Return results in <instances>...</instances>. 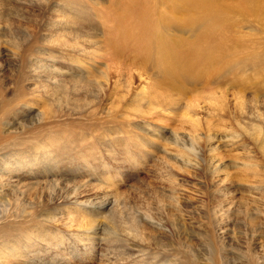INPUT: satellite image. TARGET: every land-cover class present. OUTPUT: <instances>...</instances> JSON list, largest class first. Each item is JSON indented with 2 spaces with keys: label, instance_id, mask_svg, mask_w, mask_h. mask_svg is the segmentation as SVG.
I'll return each mask as SVG.
<instances>
[{
  "label": "rangeland",
  "instance_id": "374dc122",
  "mask_svg": "<svg viewBox=\"0 0 264 264\" xmlns=\"http://www.w3.org/2000/svg\"><path fill=\"white\" fill-rule=\"evenodd\" d=\"M207 1L211 14L193 0H27L16 20L4 10L0 212L18 213L22 198L40 231L14 264L263 252L264 0ZM95 78L93 97L75 85ZM28 86L32 107L19 103ZM129 216L145 240L118 226ZM21 221L0 222V238Z\"/></svg>",
  "mask_w": 264,
  "mask_h": 264
},
{
  "label": "bare ground",
  "instance_id": "6f19581e",
  "mask_svg": "<svg viewBox=\"0 0 264 264\" xmlns=\"http://www.w3.org/2000/svg\"><path fill=\"white\" fill-rule=\"evenodd\" d=\"M40 1H42V0H40ZM46 1H48V0H44V2H46ZM211 1V0H210ZM214 1V0H213ZM27 2V0H8L7 1V3L5 2V4H6V6L4 5V0H0V19L2 18V16H3V14H4V16L6 15L5 13H6V11H4V10H10V11H7V14H9L10 16H12V17H10V18H12L11 20H16V19H18L19 17H21L22 16V7H23V5H24V3H26ZM193 4H196L195 5V7L197 8V9H199V10H203L204 11V13L205 12H207L208 11V14H211V12H210V9H208L209 8V5H210V2H208L207 0H203V1H198V0H193ZM24 8V7H23ZM1 9H3V11H2V14H1ZM202 12V11H201ZM143 13H144V11H143ZM9 15H8V17H5V19L8 21L9 20ZM209 16V15H208ZM4 19V18H3ZM4 19V20H5ZM5 20V21H6ZM6 21V22H7ZM10 21V20H9ZM1 22V21H0ZM12 23V22H11ZM142 31V30H141ZM126 33V32H125ZM130 34V33H129ZM153 35V34H152ZM128 38V37H127ZM151 38H154V36H151L149 39H148V37H145V40H147V41H152V40H154V39H151ZM132 39V38H131ZM137 45H140V42H137ZM144 47H145V45H144ZM26 56V55H25ZM33 60V59H32ZM81 60V59H80ZM32 63H33V61H31ZM35 62V61H34ZM192 62V61H191ZM79 63H80V61H79ZM164 63H166L167 65H169V66H174L176 69H179L180 67H179V65L176 63V64H172V63H169L168 61H164ZM183 66V68L186 70L187 68L190 70L192 67L194 68V66H196L195 65V63H193L191 66H189L188 67V65H182ZM168 67V66H167ZM177 67H179V68H177ZM174 68V69H175ZM167 69V68H166ZM180 70V69H179ZM182 70V69H181ZM177 71V70H176ZM101 72V71H100ZM108 72V71H107ZM106 72V73H107ZM104 74H105V72H104ZM104 74H103V77H104ZM100 75H102V73L100 74ZM99 75V76H100ZM106 78H107V76H106ZM25 79V78H24ZM23 79V80H24ZM96 79V78H95ZM29 80V79H28ZM34 80H32V82H33ZM83 81V80H82ZM107 82V81H106ZM76 83V82H75ZM76 86H78L79 87V89L78 90H80V92H82V93H84L83 92V90H86V92L85 93H89L90 92V94L92 95V97H93V95L95 94L94 93V91L96 92V93H98V91H100V88H102V86L101 85H103L102 84V82L101 81H98L97 79L96 80H94V82L93 81H89L88 83H87V86H82L81 85V83L79 84V82H77L76 84H75ZM74 85V86H75ZM81 85V86H80ZM73 86V87H74ZM19 88H21L22 89V86H19ZM27 88V87H26ZM25 88V89H26ZM35 88V87H34ZM94 88V91H92V89ZM104 88V87H103ZM20 89V90H21ZM27 90H29L30 92L28 93V95H21V100L19 101V103L20 104H22L24 107H29L30 105H31V107H32V105H33V103H31L32 102V100H36V98L34 99L33 98V96H34V91H31V89H30V87L28 86V88H27ZM104 90V89H103ZM76 91V90H75ZM127 91V90H126ZM92 92H93V94H92ZM129 92H130V90H129ZM36 93V92H35ZM77 95H78V93H77ZM89 98V97H88ZM82 99V98H81ZM80 99V100H81ZM38 100V99H37ZM87 100V99H86ZM82 101H80V103H81ZM89 103H92V101H90V102H87V101H84V106H86V107H88L89 106ZM31 121H29V123H30ZM34 134V133H33ZM83 137L85 138L86 137V135H83ZM97 139H94V142L96 141ZM176 140V139H175ZM93 141V140H92ZM109 141V140H108ZM177 141V140H176ZM112 142H114V141H112ZM138 142V141H137ZM112 152V151H111ZM33 156V159H35V157H36V152L34 153V155H32ZM12 158V157H11ZM5 163V162H4ZM4 166H6L7 168H8V166L10 167V166H13V162H11L10 160H6V165H4ZM108 166V165H107ZM5 168V167H4ZM105 169H107L106 168V166L104 167ZM0 172H1V169H0ZM9 169H8V171H7V173L9 174ZM113 176V175H112ZM108 177V176H107ZM6 181L5 182H7L8 184H6L5 183V186L7 187V185H9V182H10V179L9 178H7V179H5ZM108 180V179H107ZM106 182V181H105ZM3 184H4V179H3V177L2 176H0V187L1 186H3ZM33 184V183H32ZM32 186H34V185H32ZM10 188V187H9ZM11 189V188H10ZM17 189H19L20 190V187L19 188H17ZM17 189H15L17 192H15V190L13 191V193L15 192V195L16 194H18V191L19 190H17ZM12 190V189H11ZM30 190V189H29ZM2 192V191H1ZM20 192V191H19ZM23 191H21V193H22ZM21 193H19V196L21 197ZM23 194V193H22ZM25 196H26V194H24ZM6 196V193L4 194V196L3 195H0V201L4 198ZM15 197V196H14ZM8 198H5V200H7ZM18 199V198H17ZM21 199V201H20V204H19V202L17 203L18 205H20L19 207H20V209L19 208H17L18 209V213H14V215L13 214H10V212H8V213H6L5 211H3V212H0V222L1 223H5V221H8L9 220V218H21V220L24 222V223H22V221H21V223L22 224H19V225H16V227H18V226H21L20 227V229H21V232H20V234H19V232H18V234H17V236L16 237H14V239H7V238H0V264H14L15 263V261L17 262H19L20 260L19 259H24V258H26V255L28 254V253H30L31 254V256H33V254H34V252H36V251H32V250H30V248L29 247H31L32 246V244H33V242H34V239L35 238H37V237H35V235H37L38 237H39V234H40V231H37L36 233L37 234H35L34 233V231H35V228L37 227V226H34V223H36V221H35V219H34V215H32L33 213L32 212H28L27 211V208H26V206L24 205V202L22 201V198H20ZM19 199V200H20ZM15 200V199H14ZM36 200V199H35ZM18 201V200H17ZM9 202V201H8ZM8 202H6V203H8ZM1 204V203H0ZM5 204V203H4ZM110 204V201H108L107 202V204H105V206H107V205H109ZM3 204H1V206H2ZM16 205V204H15ZM102 205V204H101ZM17 206V205H16ZM104 206V207H105ZM18 207V206H17ZM101 207V206H100ZM100 210V209H99ZM2 211V210H1ZM12 213V212H11ZM72 215V214H71ZM71 215H69L68 214V217H70ZM12 216H15V217H12ZM74 215H72V217H73ZM68 217H67V220H68ZM130 217V216H129ZM129 217H127V218H121L120 220H119V222H118V226H120L122 229H123V231L125 232V233H127L129 236L128 237H132V240H135V241H143V239H144V236H143V234L142 233H144V232H142L143 230H142V227H141V225L139 224V220H134L133 219V216H131L130 218ZM4 219V222H2V220ZM26 219H28V220H26ZM33 219H34V223H33ZM37 219V218H36ZM70 219H71V217H70ZM73 219V218H72ZM71 219V220H72ZM41 221V220H40ZM75 221H76V219H75ZM12 222V220H10V222L9 223H11ZM37 222H39V221H37ZM41 222H43V221H41ZM40 222V223H41ZM68 222V221H67ZM146 223V222H145ZM42 224H44V223H42ZM116 224V223H115ZM10 225V224H9ZM41 225V224H40ZM39 225V226H40ZM3 226V225H2ZM11 227V226H10ZM5 228V227H4ZM4 228H3V230H4ZM13 228V227H12ZM9 230V229H8ZM12 230V229H11ZM10 230V231H11ZM14 230V229H13ZM0 232H1V230H0ZM11 234V233H10ZM16 234V233H15ZM96 234V233H95ZM5 235V234H4ZM259 236V235H258ZM1 237V236H0ZM42 238H43V236H42ZM257 238V237H256ZM145 240V239H144ZM41 241V240H40ZM146 242V241H145ZM260 242V241H259ZM259 242H257V243H259ZM40 243V242H39ZM255 244V243H254ZM3 247L5 248L4 250H3ZM138 247V246H137ZM136 247V248H137ZM259 251L258 252H255V251H253V250H250V249H246V250H235V251H225V264H264V250H263V252H262V249H263V245L261 244L260 245V243H259ZM246 248H248V247H246ZM134 250H135V248H133ZM254 249V248H253ZM26 250H28V253L26 252ZM229 250V249H228ZM233 250V249H232ZM212 253V252H211ZM6 255V256H5ZM219 255V254H218ZM167 258V257H166ZM172 259V258H171ZM221 259H223V258H221ZM33 260V257H32V259H27L26 261H32ZM214 260V259H213ZM22 261V260H21ZM161 262V264H163V262H162V259L160 260ZM175 261V260H174ZM173 261V262H174ZM186 262V261H185ZM221 262H223V261H221ZM29 263V262H28ZM155 263V262H154ZM187 263H188V261H187ZM209 263L210 264H215L212 260H210L209 261ZM170 264V263H169ZM191 264V263H190Z\"/></svg>",
  "mask_w": 264,
  "mask_h": 264
}]
</instances>
